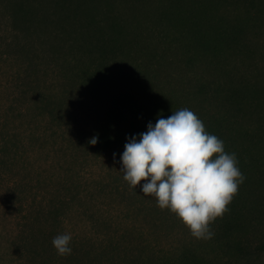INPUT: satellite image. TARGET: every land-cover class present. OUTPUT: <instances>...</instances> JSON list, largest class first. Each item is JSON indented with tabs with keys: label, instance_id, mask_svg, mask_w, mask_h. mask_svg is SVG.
I'll list each match as a JSON object with an SVG mask.
<instances>
[{
	"label": "rangeland",
	"instance_id": "obj_1",
	"mask_svg": "<svg viewBox=\"0 0 264 264\" xmlns=\"http://www.w3.org/2000/svg\"><path fill=\"white\" fill-rule=\"evenodd\" d=\"M10 1L13 0H0V136L3 132L9 131L12 134L11 146L13 148L18 146V154L14 165H9L11 159L7 166L0 164V264H24L31 246L36 250H42L44 233L47 234L51 245L48 254L45 255L47 258L51 260L55 258L53 238L68 232L72 235L70 246L78 251L77 256L85 264H126L124 253L137 255L140 244L147 246L145 250L151 247L164 253L167 248L175 250L178 246L180 249L186 242L197 240L175 215L170 217L167 215L171 213L155 209L157 206L155 197L144 195L140 186L134 189L124 181L123 173L120 171L122 167L120 156L98 157L91 150L87 153L83 132L89 123L90 105L84 95L75 90L71 99L65 98L66 105H69L72 112L67 117L71 125L69 134L61 132L55 134L56 127L52 129L50 124L45 125V122L41 121L43 116L46 117L48 113L46 109L49 108L38 102L34 95L37 91L28 87L29 79L23 80L26 74L21 73L19 78L16 69L22 62L28 60L27 58H33L47 69V61L55 58L51 44L60 43L59 38L56 39L52 35L58 18L54 14L52 16L54 24L49 22L44 25L36 20L38 24L34 23L30 28H26L19 17L13 23L7 19V10L12 7L10 3L8 4ZM102 1L96 6L85 1H83L85 5H82L81 0H65L66 10L74 11L85 21L104 20L105 11L108 12L107 15L114 17L121 15L119 19L126 20L124 33L134 28L136 21L132 19V14H136L142 23L139 31L148 34L153 30V36L161 33L163 38L166 37L156 39L151 36L149 44L156 58L158 54L166 57L161 77L166 76L170 79L174 76L171 84L176 87L187 88L191 92L194 91L191 85L198 83V77L200 80L219 79L222 83L230 78L225 75V70H221L218 77L213 67L207 68L202 61L193 66L186 65L179 47L173 43H164L166 40L172 41L175 37L174 32L166 31L169 28L175 30L174 22L161 32L153 16L168 5V0L162 5V0H135L137 3L133 8L127 4L132 3V0ZM237 1L239 0L227 1L221 5L218 15L233 18L242 26L244 42L247 43L249 52L238 54L237 57H228L225 66L232 77L248 75L253 84L264 86V21H257L253 26L242 23L243 14L245 15L247 9H251L250 11L255 14H258L257 10L263 11L264 14V0H255V6L247 8H244L242 3L235 4ZM47 2L51 5L48 0L39 2L41 12L36 19L44 18L48 8L49 11L56 13L57 10H52ZM178 3L185 7L188 5L181 0H178ZM14 24L20 26L22 30L18 29L15 39V42H19V52L15 48L17 45H8L10 38L13 39L15 35V32H12ZM26 34H31L32 37L25 39ZM21 40L31 41L35 48L40 49V54L29 52L27 48L23 49ZM15 50L18 52L17 57L13 56ZM60 55L63 58V54ZM171 61L173 63L170 64ZM32 68L35 66L33 65L29 72L34 77L31 81L37 80L39 85L44 86L46 82L43 80L47 79V86L55 84L51 78L56 73L48 69L46 74L41 72L35 75ZM186 71H190L189 76L196 78L195 82L191 81L192 78L189 76L182 78ZM63 90V88L59 90V97H65ZM67 90L72 91L70 87H67ZM188 104L194 113L211 110L217 116L229 119L225 120L226 124L229 121L231 127L237 131L258 132L263 143L256 147L254 154L264 155V107L261 104H255L251 108V114H232L223 108L221 110L215 102L203 103L199 97L192 95L188 98ZM41 111L45 115H42ZM53 134L57 138L53 137ZM237 136L241 144L243 139L238 134ZM52 205H58L59 209ZM43 207L46 208L45 216L39 217L37 214L39 218L35 223L36 233L39 234L37 241L28 246L23 234L27 218L30 217V212L35 216ZM61 209L63 213L58 215V219L59 221L62 219L63 222L57 227L53 214ZM257 218L261 219L260 223L256 221ZM247 226V230L237 231L235 238L232 239L240 238L242 243L240 250L215 244L210 246L208 240H199L196 245L202 248L200 252L215 259L214 264H264L263 205L257 206Z\"/></svg>",
	"mask_w": 264,
	"mask_h": 264
},
{
	"label": "trees",
	"instance_id": "obj_2",
	"mask_svg": "<svg viewBox=\"0 0 264 264\" xmlns=\"http://www.w3.org/2000/svg\"><path fill=\"white\" fill-rule=\"evenodd\" d=\"M48 1L51 5L48 2L47 4L52 7V10L56 9L57 11L56 13L52 11V13L48 8L45 17L40 19H36V16L41 12L38 7L41 0L8 2L12 7L7 10V19L13 23L19 17L26 28L37 23L36 20L44 25L49 22L54 24V20H52L54 14L58 18L52 35L56 39L59 38L60 43L51 44L55 58L47 61V69L33 58H27L28 60L17 67L16 73L19 78L21 73L26 74L23 80L29 79L28 87L37 91L34 95L38 102L49 108L46 109L48 111L46 117L43 116L41 121L45 122V125L50 124L52 129L56 127L55 134L60 132L69 134L68 132L71 131L67 117L72 112L69 105H66L65 98L71 99L72 92L75 90L85 96L90 105L89 123L83 132L87 153L91 150L98 157L108 155H116V158L121 157L124 145L133 136L138 140L139 135L147 131L149 122L155 125L158 118H168L172 112L181 108L192 110L188 104V98L191 95L199 97L203 103L215 102L221 110L223 108L232 114H251V108L255 104H261L264 107V86L253 84L248 75L240 76V78L232 77L225 66L228 57H237L238 54L249 52L247 43L244 42L245 35L241 30L242 26L233 18L218 15L221 5L233 0H181L184 4L188 3L186 5L188 8L178 3V0L174 2L168 0V5L153 16V20L161 28V32L174 22L175 30L169 28L166 31L174 32L175 37L172 41L166 40L164 43H173L179 47L186 65L193 66L202 61L207 68L213 67L218 77L221 70H225V75L230 77L228 80L224 79L226 82L223 81V83L219 79L200 80L198 77V83L191 85L194 90L191 92L187 88L171 84V79L173 80L174 76L170 79L166 76L161 77L166 57L158 54L156 58L155 54H152L149 39L151 36L156 39L163 37L161 33L153 36V30L148 34L139 31L142 23L136 14H132V19L136 21L134 28L130 32L124 33L126 20H120L121 15L114 17L107 15L108 12L105 11L104 20L85 21L80 19L74 11L66 10L65 0ZM83 1L96 6L103 2L102 0H81L82 5H85ZM166 1L162 0L161 5ZM136 3L135 0H132V3L127 2L130 8L135 7ZM241 3L244 8L255 6V0H239L235 4L240 5ZM250 10H245V15L243 14V25L253 26L257 21H264L263 11L257 10L258 14H255ZM39 26L41 25L39 24ZM18 29L22 31L17 24L12 26V32H15V35L13 39L10 38L8 45H17L15 48L19 52V42H15ZM166 36L169 38L168 35ZM31 37V34H26L25 39ZM21 47L27 48L29 52L40 54V49L35 48L31 41L21 40ZM17 51L15 50L13 56H18ZM60 53L63 54V58ZM33 65L35 66L32 68L35 75H39L41 72L46 74L48 69L52 73H56L51 78L55 84L47 86V79L43 80L46 82L44 86L39 85L37 80L31 81L34 77L29 72ZM189 72H184L182 78L189 76ZM35 77L38 78V76ZM189 77L192 78L191 81H196L194 76ZM67 87H70L72 91L67 90ZM61 88L65 90H63L65 97L58 96ZM43 109L45 108L43 107ZM43 113L41 111V114L45 115ZM195 114L203 121L210 134L216 135L224 142L226 152L235 153L238 167L245 177L244 182L239 186L237 195L228 205L229 211L210 225L214 237L208 240V244L228 248L236 247L240 250L242 244L240 238L232 240L235 238V233L241 229L247 230V224L257 206H264V168H262L264 155L262 153L254 154L256 147L262 145L263 141L258 132L237 131L231 127L229 121L226 124L225 120L229 119L217 116L211 110L195 112ZM55 134L53 137L57 138ZM237 134L243 139L241 144L238 142ZM93 137L97 138V143L94 145L89 142ZM11 145L12 134L9 131L3 132L0 136L1 165L7 166L9 159H11L9 165H14L18 146L13 148ZM52 207L58 208V205H52ZM45 209L41 208L39 212L35 213V216L30 212V217L27 218L23 234L28 246L37 241L39 234L36 233L35 223L38 222L39 217L45 216ZM155 209L159 212L171 213L167 209L161 210L158 206H155ZM62 211L61 209L53 214L54 221H57V227L63 222L62 219L60 221L58 219V215H62ZM171 214L167 216H174ZM256 221L260 223L261 219L257 218ZM42 237L44 240L42 252L31 246V249L28 250L29 256L24 264H32V262L35 264H85L77 256L78 251L70 245L71 255L61 257L55 252L54 259L47 258L45 255L48 254L51 245L46 233ZM198 241L186 242L180 249L178 246L175 250L167 248L164 253L151 247L145 250L147 246L144 247L143 244H140L137 255L130 252L124 253L125 263L214 264V258H209L208 255L199 251L202 248L196 245ZM175 251L177 253L174 254Z\"/></svg>",
	"mask_w": 264,
	"mask_h": 264
},
{
	"label": "clouds",
	"instance_id": "obj_3",
	"mask_svg": "<svg viewBox=\"0 0 264 264\" xmlns=\"http://www.w3.org/2000/svg\"><path fill=\"white\" fill-rule=\"evenodd\" d=\"M89 142L94 145L97 138ZM120 159L124 181L155 197L197 240L214 237L210 225L229 211L245 180L235 153L226 152L224 142L188 108L149 122L138 140L133 136L124 145ZM71 240L68 232L53 238L57 255H71Z\"/></svg>",
	"mask_w": 264,
	"mask_h": 264
}]
</instances>
